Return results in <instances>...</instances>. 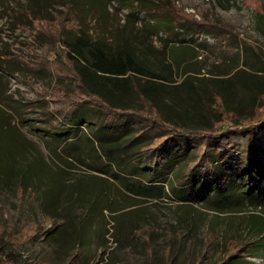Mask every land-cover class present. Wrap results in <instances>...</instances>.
<instances>
[{
    "label": "rangeland",
    "instance_id": "1",
    "mask_svg": "<svg viewBox=\"0 0 264 264\" xmlns=\"http://www.w3.org/2000/svg\"><path fill=\"white\" fill-rule=\"evenodd\" d=\"M163 1L170 11L231 31L234 44L227 36L216 42L164 29L151 41L138 29L145 13L138 14L137 26L130 21L124 27L129 11H136L133 0L127 7L119 0H88L92 10L86 14L69 0H0V264H220L226 241L249 231L264 234V223L252 217L260 212L239 194L227 196L221 208L182 201L167 186L161 199L134 197L117 181L60 155L65 138L55 136L52 115L85 97L76 88L67 94L74 79L64 75L70 71L59 40L80 25L96 30L95 17L105 18L111 32L130 35L148 65L164 68L174 80L162 96L178 122L207 121L202 107L213 113L214 92L243 115L259 102L264 0ZM186 78L192 86L172 89Z\"/></svg>",
    "mask_w": 264,
    "mask_h": 264
},
{
    "label": "trees",
    "instance_id": "2",
    "mask_svg": "<svg viewBox=\"0 0 264 264\" xmlns=\"http://www.w3.org/2000/svg\"><path fill=\"white\" fill-rule=\"evenodd\" d=\"M133 1L136 11H129L124 27L130 21L137 26L138 14L145 13L147 19L138 29L144 28L151 41L164 29L169 35L183 33L185 38L210 35L216 42L227 36L228 44H234L231 31L206 20L197 22L176 9L177 15L163 0ZM69 2L85 14L92 10L88 0ZM119 4L127 7V0ZM181 16L188 18L181 22ZM104 19L94 18L95 25H100L96 30L80 25L76 33L59 40L70 71L64 75L74 79L67 85V94L76 88L85 97L73 101L61 116L52 115L55 136L65 138L60 155L117 181L123 192L134 197L161 199L167 196V186L182 201L221 208L228 204L227 196L239 194L242 201L255 206L253 211L260 212L252 217L264 223V90L257 94L259 102L248 109V115L230 109L222 95L214 92L213 113L208 105L202 107L207 121L190 119L192 126L180 123L179 114L166 107L162 96L170 88L166 83L174 80L164 68L149 66L134 39L120 30L111 32ZM60 55L53 53L54 59ZM64 78L57 77L59 85ZM184 86H192L189 79L172 89ZM240 237L223 244L225 256L220 264H256L247 257L264 262L263 232L249 231ZM76 257L75 253L71 259Z\"/></svg>",
    "mask_w": 264,
    "mask_h": 264
}]
</instances>
